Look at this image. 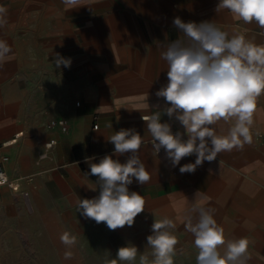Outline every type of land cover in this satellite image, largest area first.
Listing matches in <instances>:
<instances>
[{"label": "crops", "instance_id": "crops-1", "mask_svg": "<svg viewBox=\"0 0 264 264\" xmlns=\"http://www.w3.org/2000/svg\"><path fill=\"white\" fill-rule=\"evenodd\" d=\"M218 2L85 0L87 6L67 11L61 0H0L8 19L0 39L12 48L11 59L0 66V155L9 157L4 166L14 181L0 190V252L9 249L11 237L21 238L28 251L66 250L60 241L64 232L77 237L71 251L78 249L79 235L114 234L124 241L126 234L151 235L154 220L165 216L177 224L176 249L196 251L183 217L199 191L210 198L207 206L215 209L226 239H247L248 264H264V94L257 99L252 143L219 153L194 173L181 174L179 167L194 163L195 155L172 167L163 149L153 154L141 119L165 107L155 95L167 84L159 45L165 34L169 40L179 37L175 17L214 21L230 34L264 45V32L255 23L245 24L227 9L217 13ZM55 53L70 58V67L56 68ZM62 118L68 121L66 133L52 125ZM161 121L183 132L174 118L163 115ZM110 122L112 128L106 127ZM121 128H135L147 141L139 156L151 179L129 186L146 201L134 225L109 230L77 212L76 200L99 195L97 177L87 174L85 160L95 157L89 162L98 163L112 155L107 137ZM220 128L226 131L227 125ZM19 131L24 134L17 142L1 147ZM50 139L57 144L47 149L44 142ZM129 155L113 159L124 163Z\"/></svg>", "mask_w": 264, "mask_h": 264}, {"label": "clouds", "instance_id": "clouds-1", "mask_svg": "<svg viewBox=\"0 0 264 264\" xmlns=\"http://www.w3.org/2000/svg\"><path fill=\"white\" fill-rule=\"evenodd\" d=\"M61 3L67 11L87 6L85 0H61ZM224 9L245 24L255 23L264 32V0H219L215 11ZM7 24V9L0 6V29ZM173 24L179 37L169 40L165 34L159 45L163 48L161 59L167 64V84L155 95L164 99L165 107L142 115L141 119L150 134L153 154L158 156L163 149L172 167L195 155L194 163L179 167L181 174L194 173L205 161H215L219 153L243 149L245 144L252 143L257 99L264 94V45L253 43L239 32L230 34L214 21L184 22L175 17ZM11 53L12 48L0 39V66L11 59ZM53 63L56 68L70 67L71 59L55 53ZM155 108L159 109V105ZM163 115L178 121L183 132H173L170 123L161 122ZM221 123L227 125L226 131L220 128ZM106 127L112 128V123ZM107 141L114 145L112 155L106 154L98 163L89 162L95 157L85 160L90 168L87 174L97 177L99 195L91 199L78 197L76 208L84 218L117 230L133 226L135 218L145 210V198L130 191L129 186L134 180L145 185L151 179L139 156L147 141L135 128H121L108 136ZM125 154L130 155L124 163L113 159V155ZM209 199L197 191L183 217L185 231L194 238L196 264H248L251 257L247 239H226L224 228L214 219L215 209L207 206ZM176 228V222L167 216L154 220L152 234L146 238L153 259L141 254L139 264H174ZM60 241L66 249L64 259H72L70 249L77 243V237L64 232ZM137 253L135 245L120 247L116 259L106 260L105 264L118 261L133 264Z\"/></svg>", "mask_w": 264, "mask_h": 264}, {"label": "rangeland", "instance_id": "rangeland-1", "mask_svg": "<svg viewBox=\"0 0 264 264\" xmlns=\"http://www.w3.org/2000/svg\"><path fill=\"white\" fill-rule=\"evenodd\" d=\"M147 236L149 235L126 234L123 241V236L114 234L79 235L78 249L72 251L73 258L70 260L64 259L65 250L28 251L23 249L21 238L11 237L9 249L0 252L2 254L0 264H105L106 260L116 259L117 250L120 247L129 244L137 247L138 253L133 264H139L141 254H147L149 260L153 259L152 250L147 246ZM45 246L52 245L46 243ZM5 254H8L11 259L4 257ZM196 254L197 250L185 252L183 249H175L174 264H196ZM118 264H127V262L118 261Z\"/></svg>", "mask_w": 264, "mask_h": 264}, {"label": "built area", "instance_id": "built-area-1", "mask_svg": "<svg viewBox=\"0 0 264 264\" xmlns=\"http://www.w3.org/2000/svg\"><path fill=\"white\" fill-rule=\"evenodd\" d=\"M52 125L58 126L60 128V130L64 133L69 131L68 121L64 118L52 121ZM23 134H24L23 131L17 132L13 139L2 143L1 147H5V146L11 145V144L17 142L18 138L23 136ZM56 144H57L56 139H50L49 141L44 142V146L47 149L54 148ZM8 158L9 157L5 154L0 155V190L2 188H4L5 186H11V187L14 186V181L10 178V176H9L5 166H4V164L8 160Z\"/></svg>", "mask_w": 264, "mask_h": 264}]
</instances>
